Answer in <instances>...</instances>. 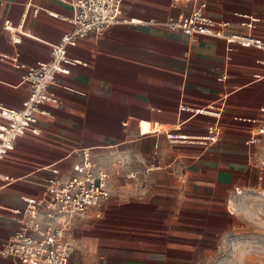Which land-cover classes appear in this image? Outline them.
<instances>
[{"label":"crops","instance_id":"0c3cea01","mask_svg":"<svg viewBox=\"0 0 264 264\" xmlns=\"http://www.w3.org/2000/svg\"><path fill=\"white\" fill-rule=\"evenodd\" d=\"M73 3L0 0V112L22 108L21 77L71 29ZM202 3L229 31H243L249 16L251 35L264 39V0H123L130 23L68 47L83 65L57 74L50 91L58 102L43 105L0 160V247L24 221L26 201L47 197V180L68 179L84 150L96 164L122 165L100 207L75 222L70 264L189 262L211 214L223 222L239 195L264 190V136L248 143L264 117V52L153 23ZM17 33L26 35L13 44ZM211 128L212 143L204 141Z\"/></svg>","mask_w":264,"mask_h":264},{"label":"built area","instance_id":"2783aa9c","mask_svg":"<svg viewBox=\"0 0 264 264\" xmlns=\"http://www.w3.org/2000/svg\"><path fill=\"white\" fill-rule=\"evenodd\" d=\"M195 0H173L175 5L191 3ZM123 0H74V14L68 22L71 29L66 32L57 44L51 45L47 62L38 63L29 68L21 77V84L28 87V96L22 108L16 111H1L0 118V160L22 137L25 130L36 124L37 116L44 114L42 106L57 103V98L50 88L55 83L57 74L64 68L83 65L77 59L68 56L67 49L72 44L93 35L101 37L111 27L128 24L121 19ZM206 4L202 3L188 15L181 13L177 19L166 22H153L170 31L180 32L191 40L199 37L224 41L228 46L237 45L242 48H254L264 52V39L251 35L255 28L249 16H241L240 28L243 31H229L227 23L217 22L204 14ZM35 9L34 14H37ZM4 29L15 34L10 24ZM20 34V35H19ZM17 33L11 37L13 44H19ZM264 136V117L257 132L248 140L249 144L259 142ZM171 140L182 138L169 136ZM216 128L209 130L204 138L207 142H216ZM83 162L74 167L73 174L66 180L49 179L44 187L47 197L26 201L24 221L10 241L0 247V257L9 259L13 264H70L75 253V246L69 239L75 222L88 214L92 209L100 207L107 197L112 181V170L121 166V161L111 169L109 166L91 162L87 150L81 152ZM119 164V165H118Z\"/></svg>","mask_w":264,"mask_h":264},{"label":"rangeland","instance_id":"374dc122","mask_svg":"<svg viewBox=\"0 0 264 264\" xmlns=\"http://www.w3.org/2000/svg\"><path fill=\"white\" fill-rule=\"evenodd\" d=\"M229 210L233 215L223 222L211 214L207 226L200 230L206 233L205 239L192 260L181 264H264V190L239 195ZM74 226L69 236L72 242Z\"/></svg>","mask_w":264,"mask_h":264},{"label":"clouds","instance_id":"9594fccd","mask_svg":"<svg viewBox=\"0 0 264 264\" xmlns=\"http://www.w3.org/2000/svg\"><path fill=\"white\" fill-rule=\"evenodd\" d=\"M226 264H228V262H226Z\"/></svg>","mask_w":264,"mask_h":264}]
</instances>
